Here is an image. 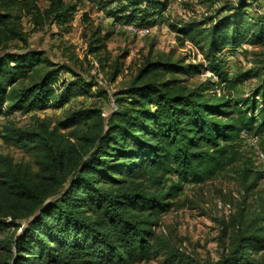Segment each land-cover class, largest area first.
<instances>
[{
  "label": "trees",
  "instance_id": "obj_1",
  "mask_svg": "<svg viewBox=\"0 0 264 264\" xmlns=\"http://www.w3.org/2000/svg\"><path fill=\"white\" fill-rule=\"evenodd\" d=\"M47 1L41 8L38 0H0V116L58 109L97 87L94 78L86 80L42 51L27 48L24 17L34 28L64 25L73 17L74 6L65 0ZM111 2L115 5L108 14L116 23L139 27L158 23L168 4ZM254 3H227V14L213 23L209 18L207 28L195 21L171 27L198 47L219 83L257 78L260 100L218 96L211 83L189 87L179 75L199 73L202 63L160 55L146 59L115 95L116 110L107 119L97 108H68L50 127L38 117L33 130L9 123L2 127L0 138L31 151L37 170L0 155V230L19 228L16 221L26 220L19 233L0 241V264H131L149 258L156 225L151 219L166 207L161 193L149 194V183L169 173L181 180L201 179L226 156L234 158L241 130L264 133V54L234 80L219 56L225 48L244 44L264 47V13L252 16L248 11ZM104 49L100 37L90 42L91 54ZM111 68L114 80L121 64ZM63 71L73 79L59 82ZM81 123L87 130L77 135ZM71 127L80 142H71V132L61 131ZM261 249L264 232L245 228L210 264H258L253 254ZM178 257L180 264H199Z\"/></svg>",
  "mask_w": 264,
  "mask_h": 264
},
{
  "label": "rangeland",
  "instance_id": "obj_2",
  "mask_svg": "<svg viewBox=\"0 0 264 264\" xmlns=\"http://www.w3.org/2000/svg\"><path fill=\"white\" fill-rule=\"evenodd\" d=\"M112 0H65L74 6L72 19L64 25L50 24L44 28H34L28 17L22 19L27 34V48L42 51L56 65L68 66L76 75L89 80L94 78L97 87L87 96L79 95L61 108H47L16 112L0 116V132L8 123L17 128L36 129L37 121L44 120L50 126L62 120L66 110L93 107L101 111L107 119L116 110L115 95L129 84L143 62L160 55H171L173 59L183 58L185 64H201L199 73L179 75L189 87L211 83L212 91L234 98L240 102L260 100V84L257 78L228 85L219 83L218 77L208 69L203 53L188 38L177 35L171 26L179 22H205L227 14L223 6L235 5L237 0H168L161 20L147 26L145 35L124 30L116 23L109 12L115 3ZM47 0H38V6L45 8ZM248 11L255 16L264 13V0H256ZM96 35V36H94ZM100 37L105 49L94 55L89 45ZM15 44L10 45L12 50ZM16 45L22 46L16 42ZM264 54V47L241 45L235 49L225 48L219 56L225 60L228 78L254 68L256 58ZM121 64L120 73L112 80L111 66ZM70 72H62L59 82L71 80ZM58 82V84H59ZM101 91V92H100ZM96 92L101 95L97 96ZM77 126L76 134L87 130V126ZM74 127L61 130L71 132ZM72 132L68 135L71 142H80ZM234 158L226 156L222 163L214 165L201 179L181 180L175 173L158 176L149 183V194L163 196L165 209L154 215L151 222L153 241L149 258L131 264H180L179 255L188 257L199 264L216 262L228 249L237 232L249 228L264 232V133L255 130H241ZM0 155H7L14 162L29 164L34 171L33 153L24 147L0 138ZM9 221V218H7ZM19 228L9 227L0 230V241H9L26 225V220L16 221ZM158 249L154 248V245ZM156 247V248H157ZM0 248V252H2ZM172 252L174 255H168ZM258 264H264V249L253 254Z\"/></svg>",
  "mask_w": 264,
  "mask_h": 264
},
{
  "label": "built area",
  "instance_id": "obj_3",
  "mask_svg": "<svg viewBox=\"0 0 264 264\" xmlns=\"http://www.w3.org/2000/svg\"><path fill=\"white\" fill-rule=\"evenodd\" d=\"M119 26H122L124 30L126 29V31L135 33L137 35H145L149 32L148 27H139L133 24H120Z\"/></svg>",
  "mask_w": 264,
  "mask_h": 264
}]
</instances>
